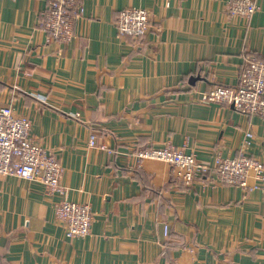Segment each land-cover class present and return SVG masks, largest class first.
Segmentation results:
<instances>
[{
	"label": "crops",
	"instance_id": "obj_1",
	"mask_svg": "<svg viewBox=\"0 0 264 264\" xmlns=\"http://www.w3.org/2000/svg\"><path fill=\"white\" fill-rule=\"evenodd\" d=\"M227 1L86 0L73 38L47 43L45 0H0V106L30 120L67 199L93 213L90 233L68 238L57 197L0 176V264H264V190L214 173L183 185L166 163L130 156L170 143L203 161L242 152L264 164V116L199 101L264 60V0L248 18L227 15ZM129 7L149 12L136 39L115 27ZM91 131L110 152L87 146Z\"/></svg>",
	"mask_w": 264,
	"mask_h": 264
},
{
	"label": "built area",
	"instance_id": "obj_2",
	"mask_svg": "<svg viewBox=\"0 0 264 264\" xmlns=\"http://www.w3.org/2000/svg\"><path fill=\"white\" fill-rule=\"evenodd\" d=\"M45 1L37 28L44 33L47 43L70 41L74 36L75 21L82 16L86 0ZM256 10L254 0H228L225 5V12L231 17L248 18ZM149 22L147 9L125 8L115 19L117 35L139 38L146 33ZM199 101L230 106L244 115L264 116V60L248 58L239 72L236 86L216 85L202 93ZM87 146L110 152L99 142L94 131L89 133ZM130 156L137 167L144 160L166 163L174 182L183 185L202 181L203 177L214 173L221 185L243 190H264V164L242 152L234 157L216 155L208 162L166 143L158 148L135 149ZM61 174L62 167L57 157L47 152L31 134L30 120L15 114L10 104L0 106V176L42 184L47 196L58 199L53 206V213L63 225L66 237H85L90 233L93 213L89 204L67 199V189L60 180ZM251 178L256 183L249 184Z\"/></svg>",
	"mask_w": 264,
	"mask_h": 264
}]
</instances>
